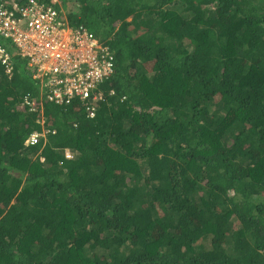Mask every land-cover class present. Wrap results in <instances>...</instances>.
Returning a JSON list of instances; mask_svg holds the SVG:
<instances>
[{
	"label": "trees",
	"instance_id": "16d2710c",
	"mask_svg": "<svg viewBox=\"0 0 264 264\" xmlns=\"http://www.w3.org/2000/svg\"><path fill=\"white\" fill-rule=\"evenodd\" d=\"M66 1L113 71L40 119L7 46L0 264H264V0Z\"/></svg>",
	"mask_w": 264,
	"mask_h": 264
},
{
	"label": "built area",
	"instance_id": "2783aa9c",
	"mask_svg": "<svg viewBox=\"0 0 264 264\" xmlns=\"http://www.w3.org/2000/svg\"><path fill=\"white\" fill-rule=\"evenodd\" d=\"M0 37L7 42H0V66L11 72L7 46L12 45L28 58L44 90L41 99L23 100V107L41 117L44 100L60 105L78 99L87 101L88 116H95L91 103L103 99L99 85L113 71V53L87 28L69 26L61 0H0ZM44 134L33 132L27 142Z\"/></svg>",
	"mask_w": 264,
	"mask_h": 264
},
{
	"label": "clouds",
	"instance_id": "9594fccd",
	"mask_svg": "<svg viewBox=\"0 0 264 264\" xmlns=\"http://www.w3.org/2000/svg\"><path fill=\"white\" fill-rule=\"evenodd\" d=\"M38 113H39V112H38ZM40 119H41V117H40ZM42 123H43V122H42ZM44 129H45V128H42L41 130H36V131H33V132H39V133H42V132L45 131V134H46V130H44ZM33 132H31V133L29 134V136H30ZM45 134H44V136H45ZM29 136H28V137H29ZM44 136H41V137H44ZM41 137H40V138H41ZM40 138H39V139H40ZM27 139H28V138H27ZM37 142H38V141H37ZM37 142H36V143H37ZM67 156H69V155L67 154Z\"/></svg>",
	"mask_w": 264,
	"mask_h": 264
},
{
	"label": "rangeland",
	"instance_id": "374dc122",
	"mask_svg": "<svg viewBox=\"0 0 264 264\" xmlns=\"http://www.w3.org/2000/svg\"><path fill=\"white\" fill-rule=\"evenodd\" d=\"M64 6H63V2H62V6L65 8L66 7V5H67V3H68V1H66V0H64ZM0 41L1 42H4V40H3V38L2 37H0ZM68 154V153H67ZM68 155H70V153L68 154Z\"/></svg>",
	"mask_w": 264,
	"mask_h": 264
}]
</instances>
